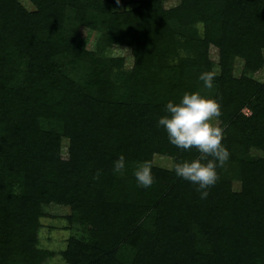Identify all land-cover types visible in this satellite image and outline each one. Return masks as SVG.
<instances>
[{
	"label": "trees",
	"instance_id": "trees-1",
	"mask_svg": "<svg viewBox=\"0 0 264 264\" xmlns=\"http://www.w3.org/2000/svg\"><path fill=\"white\" fill-rule=\"evenodd\" d=\"M30 1L33 10L0 0V264L51 254L38 236L50 203L70 206L89 233L69 238L71 264H264V81L255 77L264 0H136L121 10L125 0ZM79 30L94 33V48L76 42ZM116 47L130 50V68L109 53ZM190 91L219 101L229 157L203 202L173 171L200 154L170 144L157 124ZM122 154L127 168L114 174ZM141 161L152 166L150 187L133 175Z\"/></svg>",
	"mask_w": 264,
	"mask_h": 264
},
{
	"label": "clouds",
	"instance_id": "clouds-1",
	"mask_svg": "<svg viewBox=\"0 0 264 264\" xmlns=\"http://www.w3.org/2000/svg\"><path fill=\"white\" fill-rule=\"evenodd\" d=\"M261 52L264 53V48ZM198 79L205 88L214 87L211 73L201 72ZM164 112L166 114L159 117L157 124L167 133L169 143L183 151L195 148L200 154L196 158L176 161L173 171L178 178L191 182L200 200L206 201L218 182L217 172L229 160L222 147L224 132L215 123L221 116L220 103L200 91H190L185 92L178 102L168 101ZM126 168L127 161L122 154L113 163V173L123 174ZM133 175L141 187H150L154 183L152 166L148 161L138 162Z\"/></svg>",
	"mask_w": 264,
	"mask_h": 264
},
{
	"label": "rangeland",
	"instance_id": "rangeland-1",
	"mask_svg": "<svg viewBox=\"0 0 264 264\" xmlns=\"http://www.w3.org/2000/svg\"><path fill=\"white\" fill-rule=\"evenodd\" d=\"M28 9L33 10L34 6L30 0H20ZM137 4L136 0H125L122 4L117 5L118 9L132 8ZM169 6L174 7L179 4V0H169L167 3ZM202 27V26H201ZM95 35L94 33L87 32L86 30H79L77 37V43L84 48H94ZM209 54L211 59L215 62V72L220 73L219 61L220 50L217 46L211 45ZM109 53L119 55L124 54L129 58L127 68L132 65V57H130V50L128 48L116 47L110 49ZM235 74L239 76L242 73L244 61L241 58L237 59ZM258 80L264 81V68L255 76ZM246 112H249L246 110ZM218 125L219 121H215ZM67 144V139L64 140ZM251 153L253 155H259L261 151L256 148H252ZM170 157L156 156L155 162L158 166L170 167L172 165ZM234 189H241V182L234 181ZM44 214L41 217V226L38 231L39 246L43 249L49 250L51 254L45 258L42 264H71L65 259L62 252L67 248L69 238L76 236L78 238H84L88 236L87 228L81 225L79 222H74L69 219L72 214V210L68 205H62L57 203H50L43 207Z\"/></svg>",
	"mask_w": 264,
	"mask_h": 264
}]
</instances>
